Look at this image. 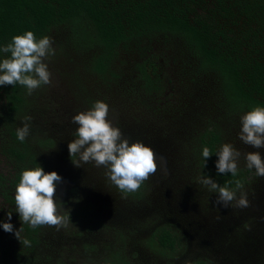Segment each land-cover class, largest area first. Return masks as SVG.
Instances as JSON below:
<instances>
[{
	"label": "rangeland",
	"instance_id": "rangeland-1",
	"mask_svg": "<svg viewBox=\"0 0 264 264\" xmlns=\"http://www.w3.org/2000/svg\"><path fill=\"white\" fill-rule=\"evenodd\" d=\"M74 37L68 27L62 26L52 30L47 42L36 51L37 61L29 70L30 79L24 89L26 101L19 115L6 119L0 92V149L13 143L8 131L13 129L34 154L45 177L34 191L38 205L44 210L53 209L46 216L42 240L49 239L57 255L78 264L91 252L83 245L89 242L103 246L110 239L112 227L117 231L132 227L145 235L148 227L165 219L174 221L177 228H185L180 231L187 237L180 241L173 264H189L200 256L206 262L208 257L209 264H264V112L255 117L242 108L222 110L214 75L199 68L198 58L182 38L159 32L142 42L159 55V73L173 78L175 103L182 109H175L172 116L155 127L150 123V110L132 113L129 107L146 97L134 68V48L118 51L109 68L116 77L99 78L89 70L90 56L96 47L83 50L80 43L73 42ZM47 47L49 51L42 56ZM83 90L88 97H96L94 102L101 104V111L79 96ZM225 117L228 122H224ZM208 122L217 128L225 123V129L220 128L224 150L238 166L250 169L251 179L235 191L207 192L205 187L200 196L187 199L176 191L177 182L197 169L193 156L184 159V155H191L185 144ZM157 130L164 132L162 138ZM45 135L51 141L46 145L42 143ZM119 136L126 140L123 144L115 141ZM171 136L178 139L171 143ZM107 141L115 144L106 146ZM125 150L138 153L144 162V194L137 202L121 197L111 175L112 159L105 157L106 153L116 156ZM14 165L0 150V173L7 177ZM2 190L0 186V240L15 222L14 209H9ZM5 190L11 192L12 188ZM71 198L90 203L93 224L89 228L85 220L69 223L53 216L57 202ZM208 198L211 201L207 204ZM25 204L20 196L13 207L21 209ZM67 209L69 206H64ZM217 215L227 220L231 233L248 237L232 239L243 249L237 256L230 253L222 259L220 248L213 245L210 249V244L207 252V242L215 235L212 228L217 225L211 219ZM9 237L10 243L16 241L12 234ZM255 240L257 246H253ZM100 257L96 250L92 258L100 261ZM134 260L137 264H167L168 258L141 248Z\"/></svg>",
	"mask_w": 264,
	"mask_h": 264
},
{
	"label": "trees",
	"instance_id": "trees-1",
	"mask_svg": "<svg viewBox=\"0 0 264 264\" xmlns=\"http://www.w3.org/2000/svg\"><path fill=\"white\" fill-rule=\"evenodd\" d=\"M62 26L75 34L72 40L80 43L83 50L96 47L90 56L89 70L99 78L116 77L109 68L118 51L134 48V68L143 82L146 97L129 107L132 113L150 110L153 114L150 123L155 127L172 116L175 109H182L175 103L173 78L159 73L156 64L159 55L142 42L159 32L182 38L198 58L199 68L214 75L223 102L222 110L242 108L255 117L264 112V0H0V92L7 120L23 110L24 89L30 79L29 70L37 61L36 51L47 42L52 30ZM48 51V47L45 48L42 56ZM81 95L97 111L103 109L100 103L94 102L96 97H88L84 90L79 93ZM224 122H228L226 117ZM219 127L225 129V123ZM220 128L208 122L185 144L191 155H184V159L193 156L191 159L197 171L179 179L176 191L180 196L197 198L205 187L207 192L235 191L251 179L250 169L238 166L233 156L224 150V135ZM8 131L13 143L0 150L15 167L7 177L0 173V186L9 209H14L15 222L7 234L1 236L0 264H71V258L64 260L60 253L57 255L49 239L42 240L46 216L53 209L44 210L38 205L34 191L45 177L23 139L13 129ZM159 133L162 138L164 132ZM119 138L115 139L118 144L126 141ZM177 139L171 136L170 142ZM48 140L51 142L45 135L42 143L46 145ZM115 141L105 142L106 146ZM105 157L112 159L111 175L121 197L130 202L139 201L144 194L143 159L129 150L116 156L106 153ZM5 187L12 188V194ZM20 196L26 204L21 209L14 208ZM64 206H69L70 210H64ZM89 208L90 203H78L74 198L59 200L53 216L69 223L75 219L79 223L85 220V226L89 228L93 224ZM211 220L217 225L212 228L215 235L207 242V252L210 244V249L213 245L220 248L222 259L230 253L237 256L243 249L232 239L247 240L248 237L244 234L239 238L238 234L231 233L230 225L226 226L227 220L221 215ZM180 229L185 228H177L174 221L165 219L148 227L145 235L132 227L117 231L114 226L109 232L110 239L103 246L85 243L83 248L91 251L89 258L83 257L77 262L137 264L134 257L142 248L143 251H155L163 259L167 257V264H173L180 241L187 239ZM9 234L16 239L14 243L9 242L12 240L7 238ZM253 246H257L256 240ZM96 250L101 255L100 261L92 258ZM209 263L208 257L206 262L200 256L189 264Z\"/></svg>",
	"mask_w": 264,
	"mask_h": 264
}]
</instances>
